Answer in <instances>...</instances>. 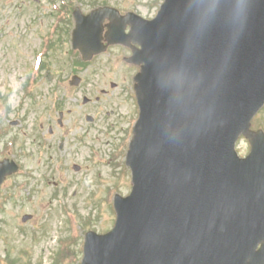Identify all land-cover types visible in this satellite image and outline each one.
<instances>
[{"label": "rangeland", "instance_id": "374dc122", "mask_svg": "<svg viewBox=\"0 0 264 264\" xmlns=\"http://www.w3.org/2000/svg\"><path fill=\"white\" fill-rule=\"evenodd\" d=\"M32 1L0 0V124L17 122L0 129V148L21 166L0 192V264H80L85 233L110 230L115 192L126 196L131 189L123 162L138 111L126 86L133 88L137 71L124 63L127 54L121 50L81 64L71 49L73 25L48 49L56 35L47 29L60 35L61 20L47 14L45 0L42 8ZM119 1L120 9L147 19L163 3H112ZM74 75L82 80L78 87L68 85ZM252 129L264 132V108ZM91 149L98 152L95 161ZM237 149L245 156L249 144L243 140ZM25 215L31 216L26 223Z\"/></svg>", "mask_w": 264, "mask_h": 264}, {"label": "water", "instance_id": "95a60500", "mask_svg": "<svg viewBox=\"0 0 264 264\" xmlns=\"http://www.w3.org/2000/svg\"><path fill=\"white\" fill-rule=\"evenodd\" d=\"M172 7L180 16L169 25L186 54L178 56L175 47L170 51L168 85L174 83L179 61L182 71L203 72L191 76H205L202 84L209 79L212 85L190 114L177 105L168 113L166 107L162 120L160 113L153 114L150 154L142 163L133 200L146 221L147 237L134 264H190L192 256L185 259L188 252L179 248L182 233L196 245L194 264L203 258L210 264H242L244 248L238 242L257 226L264 161L256 150L239 162L231 150L236 136L219 122L226 123L221 117L226 112L237 118L231 100L235 88L256 93L254 85L240 84L249 77L264 79V0H173ZM194 43L199 55L215 48L203 71L201 64H191L189 47ZM160 67L161 62L155 63L151 70ZM157 86L153 80L150 87ZM145 149L139 143V154Z\"/></svg>", "mask_w": 264, "mask_h": 264}, {"label": "flooded vegetation", "instance_id": "af4514ba", "mask_svg": "<svg viewBox=\"0 0 264 264\" xmlns=\"http://www.w3.org/2000/svg\"><path fill=\"white\" fill-rule=\"evenodd\" d=\"M94 4H96V3H92L90 1H85V0H79L78 3H76V5L75 4L71 5L70 0H68L66 2V5L63 7L64 10L62 12L63 13H67V14L71 13L72 18H73V14L76 11V9L81 11L83 14H87V13L91 12L92 10H94L96 8L110 7L112 9H115L117 12H119V14H122L121 10H120V1H119V6L113 4L112 0L109 1V4H106V5L105 4L94 5ZM88 9H89V11L85 12ZM126 14H128V13H126ZM109 24L110 23L108 21L105 22V25H109ZM125 28H127L126 31H125L127 33L129 31L130 27L127 26ZM104 32L105 33L108 32V28H105Z\"/></svg>", "mask_w": 264, "mask_h": 264}]
</instances>
